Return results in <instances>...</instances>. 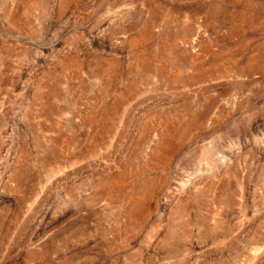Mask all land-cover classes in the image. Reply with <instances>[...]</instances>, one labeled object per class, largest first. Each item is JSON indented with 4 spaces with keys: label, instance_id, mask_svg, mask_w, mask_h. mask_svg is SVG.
Returning <instances> with one entry per match:
<instances>
[{
    "label": "rangeland",
    "instance_id": "1",
    "mask_svg": "<svg viewBox=\"0 0 264 264\" xmlns=\"http://www.w3.org/2000/svg\"><path fill=\"white\" fill-rule=\"evenodd\" d=\"M0 264H264V0H0Z\"/></svg>",
    "mask_w": 264,
    "mask_h": 264
}]
</instances>
